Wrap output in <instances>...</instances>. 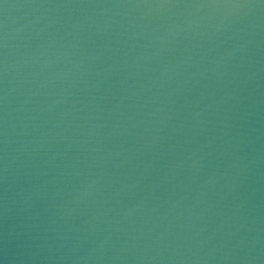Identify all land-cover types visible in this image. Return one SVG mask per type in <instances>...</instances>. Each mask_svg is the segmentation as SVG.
<instances>
[{"label":"water","instance_id":"95a60500","mask_svg":"<svg viewBox=\"0 0 264 264\" xmlns=\"http://www.w3.org/2000/svg\"><path fill=\"white\" fill-rule=\"evenodd\" d=\"M0 264H264V0H0Z\"/></svg>","mask_w":264,"mask_h":264}]
</instances>
